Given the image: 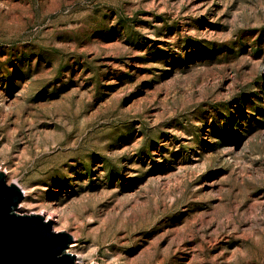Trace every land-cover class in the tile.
Returning <instances> with one entry per match:
<instances>
[{"label":"rangeland","instance_id":"1","mask_svg":"<svg viewBox=\"0 0 264 264\" xmlns=\"http://www.w3.org/2000/svg\"><path fill=\"white\" fill-rule=\"evenodd\" d=\"M0 170L81 263L264 264V0H0Z\"/></svg>","mask_w":264,"mask_h":264},{"label":"water","instance_id":"2","mask_svg":"<svg viewBox=\"0 0 264 264\" xmlns=\"http://www.w3.org/2000/svg\"><path fill=\"white\" fill-rule=\"evenodd\" d=\"M23 195L0 170V264H86L69 251L71 233L55 230L53 221L41 213L16 211Z\"/></svg>","mask_w":264,"mask_h":264},{"label":"bare ground","instance_id":"3","mask_svg":"<svg viewBox=\"0 0 264 264\" xmlns=\"http://www.w3.org/2000/svg\"><path fill=\"white\" fill-rule=\"evenodd\" d=\"M49 217H52L51 215ZM49 219V218H48Z\"/></svg>","mask_w":264,"mask_h":264}]
</instances>
